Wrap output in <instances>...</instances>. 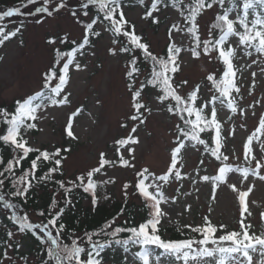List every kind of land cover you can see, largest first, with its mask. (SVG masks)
<instances>
[{
	"label": "snow or ice",
	"instance_id": "snow-or-ice-1",
	"mask_svg": "<svg viewBox=\"0 0 264 264\" xmlns=\"http://www.w3.org/2000/svg\"><path fill=\"white\" fill-rule=\"evenodd\" d=\"M38 3L39 0H26L23 7ZM139 5L143 8L137 13L141 21L157 27L164 24L166 44L162 52L155 51L148 37L128 18L126 0H76L75 4L72 0H42L32 11L24 12L22 7L0 11V21L23 17L11 28L0 24V48L14 40L20 47L24 46L20 37L29 18L31 23L43 25L65 13L81 28L78 39L70 40L69 33L47 38L46 44L54 46L55 58L41 74L39 88L17 99L12 109L0 107V146L12 153L6 162L0 155V208L16 225L15 232L6 233V246L19 249L22 245L14 237L30 234L44 249L40 264H103L102 253L117 247L122 249L121 264H264V231L257 234L254 225L246 222L252 216L247 198L254 185L249 183L243 187L249 177L264 181V114L258 117V126L242 142L241 151L226 154L229 138H234L237 131L245 127L237 123L236 117H245L247 109L255 107H241L243 82L238 74L242 76L245 68H251L264 58V0H147V3L139 0ZM209 10L213 19L202 25ZM105 36L108 39L106 55L127 61L122 73L130 94L127 119L137 123L131 128V134L114 141L117 145L114 157L101 151L96 164L74 179L55 180L63 191V206L54 195L46 210L35 213L42 219L34 221L23 204L28 202L35 186L53 181L57 173L64 175L67 156L63 153L71 152V148L42 150L30 143L29 134L42 130L38 123L46 118L50 108L71 103L72 80L88 69L83 58L89 53L95 57L96 43ZM57 44L70 47L62 50L55 47ZM185 57L187 62L204 61L216 66V70L205 75L203 88L177 77ZM245 57L250 58V63L238 66L236 61ZM3 59L0 56V60ZM256 75L255 71L251 72L248 95L253 94ZM255 104L264 107L261 101ZM153 109L157 113L166 111L176 118L169 163L160 172L146 166L138 168L134 163L135 146L141 141L133 134L146 123ZM82 111L77 108L66 121L65 134L73 141L79 140L74 123ZM229 122L230 127L225 128ZM121 127L128 125L121 124ZM201 146V154L207 155L200 159L199 165L205 166L209 159L213 163L203 169L197 167L194 174L182 172L188 150L200 152ZM30 156V166L23 168V162ZM230 159L247 166L230 163ZM118 166L135 170L133 180L122 185V194L127 202L128 190L132 188L131 194L140 198L148 209V218L138 225L125 219L124 225L131 226H121L117 221L125 215L126 209L122 208L99 230L85 231L82 235L73 230L70 241L66 242L67 226L62 218L69 207H74L73 191L88 193L92 210H97L102 200L110 199L108 195L101 196L98 190L115 183L113 177H104L109 169ZM207 167L213 171L208 172ZM42 168L46 171L38 174ZM237 173L239 177L234 178L233 174ZM185 181L193 186L208 185L212 201L217 200L218 190L229 189L234 193L240 209L238 230H228L223 223L216 225L210 215H205L202 224L183 226L196 235L184 239L163 238L161 228L170 217L164 206L177 202L176 195L166 194V186L177 184V194L191 195L181 193ZM195 190L200 191L199 187ZM191 207L187 204L185 211H190ZM260 216L264 220V212ZM3 259H10L7 251L3 252L0 264ZM21 259L28 264L27 258Z\"/></svg>",
	"mask_w": 264,
	"mask_h": 264
},
{
	"label": "rangeland",
	"instance_id": "rangeland-1",
	"mask_svg": "<svg viewBox=\"0 0 264 264\" xmlns=\"http://www.w3.org/2000/svg\"><path fill=\"white\" fill-rule=\"evenodd\" d=\"M25 3L26 0L16 7H22L24 12L32 11L39 6V3H42V0H39L38 4L23 7ZM72 3L75 4L76 0H72ZM14 6L11 3L7 4L0 8V11ZM125 11L128 18L132 19L140 31L148 37L154 46V50L162 52L166 44L164 24L157 29L156 26L141 21L137 15L138 12H142L140 8ZM22 19L23 17H13L9 20L0 21V24L11 28L19 24ZM161 19L164 20V17L162 16ZM212 19L213 13L209 11L201 23L203 25ZM64 33L70 34V40L78 39L81 36V28L65 13H61L55 20L43 25H35L31 23V18H29L26 21V30L20 37L24 40V46L20 47L14 40L8 43L7 47L0 48V56L4 57L3 60H0V107H10L17 99L23 98L39 88L41 74L55 58L54 46L47 45L45 41L53 36L59 38ZM107 45L108 39L105 36L96 43L94 48L96 56L93 57L89 53L86 58H83L82 62L88 64V69L74 76L71 83V103L64 107L50 108L46 118L38 123V127L42 130H39L36 137L30 135V143L39 148H46L49 151H54L56 148H71V152L63 153L67 156L63 165L67 180L74 179L78 174L95 165L101 151L105 152L108 157H114V149L117 147L114 141L131 134V128L137 123L127 119L130 113V94L125 87V80L122 76L124 64L127 61L123 58L117 60L108 57L105 51ZM64 46L57 44L55 47L62 49ZM245 62L250 63V58L245 57L243 60L236 61L238 66ZM101 64L103 65L102 68L97 67ZM181 67L182 74L179 79H187L190 85L200 84L202 88L205 84V75L216 70L214 64H208L204 61L187 62V57H185V63ZM261 68H264V58H261L260 62L251 68H245L242 76L238 74L243 82L242 94L244 98L241 107L245 109L248 105H255V107L247 109L245 117H236L237 123L243 124L245 127L239 129L234 138H229L226 154H231L233 150L241 151L242 142L258 126V117L264 114V107L255 104L256 101L264 103V72H261ZM253 71L257 73L255 89L252 95H248L252 83L251 72ZM149 95L151 94L149 93ZM77 108L83 111L74 123L79 140L73 141L66 136L65 127L69 116ZM225 111L227 110L225 109ZM253 111L255 115L251 114ZM175 119L166 111L157 113L153 109V114L148 116L146 123L138 127L137 132L133 134L138 135L141 141L138 146H135L137 151L134 163L138 168L146 166L157 172L166 168L169 163L170 149L173 146ZM121 124H127L128 127H121ZM229 127L230 122L225 124V128ZM258 148L259 146L256 145V149ZM201 153L202 149L200 152L189 149L186 156V167L182 169V172L194 174L197 167L203 169L206 165L213 163L209 159L205 166L199 165L200 159L204 158ZM229 162L247 166L242 161L234 159H230ZM134 171L119 166L108 170L107 176L104 178L113 177L115 179L114 184L106 185L111 200H124L122 185L133 180ZM207 171L212 172L213 169L207 167ZM233 176L237 178L239 174H233ZM183 183L185 188L181 189V193L190 192L191 195L177 194L175 192L176 187H178L177 184L166 186V194L169 197L176 195L177 202L164 206L170 217L163 223L161 230L166 229L167 225L170 224L182 227L186 224L200 225L205 215H210V219L216 225L223 223L234 228L235 222L240 219L239 204L234 193L229 189L218 190L217 200L212 201L208 185L200 183L193 186L188 181ZM249 183L253 184L254 188L247 198L252 213L247 222L250 221L255 224L257 234H259L264 229V220H261L260 216L264 212V181L249 177V181H245L243 187L246 188ZM196 187H199V192L195 190ZM128 191L130 203L144 207L143 201L131 194L133 189L130 188ZM187 204L192 206L190 211H185ZM210 206L211 212L209 213ZM28 214L34 221L41 219L34 213ZM0 215L8 217L2 208H0ZM165 238L169 239V235H166ZM14 240L22 245L18 249L21 254L28 253L33 244L31 239H24L21 235L15 236ZM116 249L122 258V251L119 247ZM6 251L10 259H3L2 264H11L17 259V256L13 248H7ZM18 264L22 263L18 262Z\"/></svg>",
	"mask_w": 264,
	"mask_h": 264
},
{
	"label": "trees",
	"instance_id": "trees-1",
	"mask_svg": "<svg viewBox=\"0 0 264 264\" xmlns=\"http://www.w3.org/2000/svg\"><path fill=\"white\" fill-rule=\"evenodd\" d=\"M23 1L24 0H0V8H3L4 6L10 3L14 4L15 5L14 7H16L20 5V3H22ZM126 4L128 5V7L125 10H135L137 8H140L141 11H143L142 6L139 5V0H126ZM162 25L163 23L158 27L156 26V28L158 29ZM68 47H70V45H65L64 48H62V50L67 49ZM181 74H182V70L179 73H177V77L180 78ZM241 102L242 101H240V105ZM13 106L14 104L7 108L12 109ZM38 134H39V130H34L29 135L36 137ZM41 149L47 150L46 148H41ZM0 155L4 157V160L6 162L11 157L12 153L7 148L0 146ZM206 155L207 154H203V156ZM31 158L32 156H30L29 160L23 162V168H28L30 166ZM0 167H2V165H0ZM43 171H46V169L42 168L41 172L38 174H43ZM55 180L67 181L65 171L63 176H60L57 173L55 174L53 181L47 183H41L34 187V189L30 192V198L28 199V202L26 204H23V208L26 212L35 214L38 210H46L49 204L51 203L54 195H56L57 200L61 201L60 206H63L62 204L63 191L54 182ZM98 191L101 196L108 195L110 197V193L108 192L106 185H104ZM71 195H72V201L74 207H69L65 211V214L62 218L63 223H65L67 226L64 233L66 242L70 241L73 230L79 235H82L85 231L90 232L92 230H99V228L104 224L105 221H110L114 216H116L120 212L122 208L126 209L125 215L121 216L117 221V224L121 226H131V225H124L125 219H128L131 222V224L138 225L140 222L148 218V210L144 207H138L135 203H130L129 199L127 202H125V200L123 201H118L113 199L111 200L110 197V199L108 200H102L100 207L94 211L91 208V203H90L91 198L88 193H84L82 190H75ZM238 221L239 219L235 222L234 228L228 227V230H238L239 227ZM253 225H254L253 230L257 233V228L255 227V224ZM8 231L15 232L16 225L9 219V217H2L0 215V258H2L3 252L7 250L6 245L8 243V238L6 233ZM160 234L162 235L163 238H165L166 235H169V239H184L187 238L188 236L196 235L190 233L184 227L176 224L167 225L166 229L161 230ZM21 236L24 239H28V238L31 239L33 244L30 247L29 252L26 254H21L19 253L18 249L13 248V251L17 256V259L15 260V264H18V262L24 264V261L21 259V257L27 258L28 264H40L44 253L43 247L30 234L21 235ZM120 250L122 251V249ZM102 257H103V264H121V257L118 254L116 248L105 250L104 253H102ZM13 262L11 264H13Z\"/></svg>",
	"mask_w": 264,
	"mask_h": 264
}]
</instances>
